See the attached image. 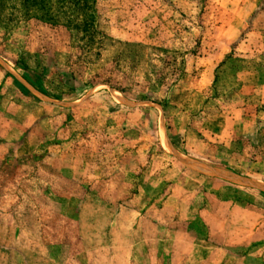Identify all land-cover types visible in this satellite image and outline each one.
<instances>
[{"label":"rangeland","instance_id":"obj_1","mask_svg":"<svg viewBox=\"0 0 264 264\" xmlns=\"http://www.w3.org/2000/svg\"><path fill=\"white\" fill-rule=\"evenodd\" d=\"M46 1L1 13L0 264H264V0Z\"/></svg>","mask_w":264,"mask_h":264},{"label":"trees","instance_id":"obj_2","mask_svg":"<svg viewBox=\"0 0 264 264\" xmlns=\"http://www.w3.org/2000/svg\"><path fill=\"white\" fill-rule=\"evenodd\" d=\"M17 1V0H16ZM15 0H0V19H2L3 17H1V13L3 11L4 6L7 3L10 2H16ZM20 2V5L24 8L25 10V14H32L33 11L35 9H44V16L47 20L49 21H54L55 17L51 16L48 13V1L46 0H18Z\"/></svg>","mask_w":264,"mask_h":264}]
</instances>
